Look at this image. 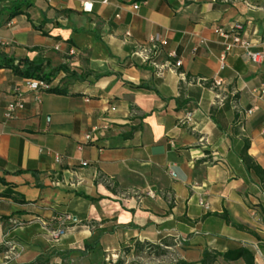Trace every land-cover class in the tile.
<instances>
[{"label": "crops", "instance_id": "crops-1", "mask_svg": "<svg viewBox=\"0 0 264 264\" xmlns=\"http://www.w3.org/2000/svg\"><path fill=\"white\" fill-rule=\"evenodd\" d=\"M15 1L0 0V55L97 81L60 73L51 85L64 93L38 103L0 69V264H202L205 253L246 264L215 258L241 249L264 264V95H253L264 62L240 48L222 62L231 40L216 33L234 31L264 55V0H33L10 18ZM154 37L189 79L222 86L157 77L131 58ZM17 89L24 109L7 120ZM188 112L193 122L179 125ZM64 216L74 224L55 241Z\"/></svg>", "mask_w": 264, "mask_h": 264}, {"label": "built area", "instance_id": "built-area-1", "mask_svg": "<svg viewBox=\"0 0 264 264\" xmlns=\"http://www.w3.org/2000/svg\"><path fill=\"white\" fill-rule=\"evenodd\" d=\"M48 2H51L52 0H47ZM194 2H199L200 0H189ZM236 1V0H235ZM224 3H229V0H223ZM135 10L139 9V5L134 6ZM83 12L85 13H92L93 11V4L92 3H85L82 7ZM238 27L236 26L235 29ZM216 33L221 36L222 38L226 40H231L230 43L225 44V52L223 53L221 57V61L224 62L226 59V55L231 51L233 48H240L243 49L251 61V63L255 65H261L264 62V55L258 52L253 51V45L251 42L242 39L238 33H235L234 35L222 30L217 29ZM126 38H131V33H126ZM168 47V41L165 39H162L160 37H154L150 40V42L146 45H140L137 46L134 51L131 54V58L139 61L142 65L148 66L151 69L154 70L157 77H162L165 73L174 74L178 77L181 83H189V84H198L203 87L209 88L211 90L219 89L223 81L220 79L215 80H208V79H189L186 73L181 72V68L183 67V62L178 58V55L176 52H167L166 49ZM25 88L27 91L34 94L35 99L38 103L42 101V97L52 88V85L47 84L43 80H34V79H25ZM254 96L258 95H264V87H261L260 89H256L253 91ZM23 92L20 89L16 90V100L12 103H10L7 107L5 118L7 120H11L14 118L17 110L24 109V101H23ZM219 99V97H218ZM238 114L242 116L243 118H246L247 116H251L253 114V111H241L238 110ZM194 119V114L192 112H188L184 118L179 120V125L185 126L188 124H191ZM262 133L264 135V125L262 129ZM86 140L88 142H92L93 138L91 135L86 137ZM57 162L62 161V157L57 155L56 156ZM86 165V164H83ZM112 190L115 189V184L111 181H105ZM138 195V194H136ZM151 197H154L152 193H150ZM140 199V198H139ZM141 200V199H140ZM171 202L173 201V198L170 197L169 199ZM44 229H47V224L41 222ZM74 224L72 217L70 216H64L59 219V226L55 230L49 231L50 236L53 240L59 241L62 237L66 235V233L69 231L70 227ZM9 247L13 248V245L11 243L7 244ZM148 251L152 250V247H148ZM173 263L177 264L178 261L173 259Z\"/></svg>", "mask_w": 264, "mask_h": 264}, {"label": "trees", "instance_id": "trees-1", "mask_svg": "<svg viewBox=\"0 0 264 264\" xmlns=\"http://www.w3.org/2000/svg\"><path fill=\"white\" fill-rule=\"evenodd\" d=\"M33 0H16L12 3L10 7V18H15L17 16L23 15L25 10L32 6ZM0 69H9L12 70L13 73L22 78V79H34V80H43L47 84L51 85L53 79L60 73L66 74V77L69 78L70 81H78V82H87L93 83L97 80H91L90 74H79L74 71H70L66 66H61L60 68L52 71L49 74L41 73V65H38L34 62L29 61V59H15L9 58L4 55H0ZM47 93H57L63 94L64 90L62 88H51ZM250 159L248 157L245 158V162L249 163ZM94 243H86L84 245L85 250H91L94 247ZM222 257L226 262H235L240 259H243L246 264H253L254 256L253 254L246 249H241L236 252H231L225 255L216 254L215 258ZM213 260L209 259V254L205 253L202 264H212ZM184 264V263H179Z\"/></svg>", "mask_w": 264, "mask_h": 264}, {"label": "rangeland", "instance_id": "rangeland-1", "mask_svg": "<svg viewBox=\"0 0 264 264\" xmlns=\"http://www.w3.org/2000/svg\"><path fill=\"white\" fill-rule=\"evenodd\" d=\"M155 254L158 255V252H156ZM169 260H170V258L169 257H166V260L165 259H162L161 261L163 262V261H169Z\"/></svg>", "mask_w": 264, "mask_h": 264}]
</instances>
